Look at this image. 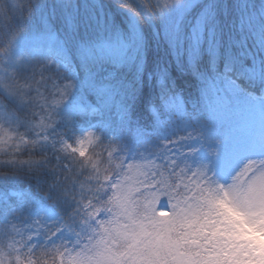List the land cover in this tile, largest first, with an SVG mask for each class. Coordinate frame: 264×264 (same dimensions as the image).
Wrapping results in <instances>:
<instances>
[{
	"label": "snow or ice",
	"instance_id": "obj_1",
	"mask_svg": "<svg viewBox=\"0 0 264 264\" xmlns=\"http://www.w3.org/2000/svg\"><path fill=\"white\" fill-rule=\"evenodd\" d=\"M9 179L0 264H264V0H0Z\"/></svg>",
	"mask_w": 264,
	"mask_h": 264
},
{
	"label": "trees",
	"instance_id": "obj_2",
	"mask_svg": "<svg viewBox=\"0 0 264 264\" xmlns=\"http://www.w3.org/2000/svg\"><path fill=\"white\" fill-rule=\"evenodd\" d=\"M134 49L129 46L124 57L120 61V69L118 77L120 79H129L134 73ZM113 65H107L111 68ZM120 114L117 110L113 109L110 113H107L104 120L101 122L100 127L105 129L106 135L109 138H114L118 143H121L127 149V152L131 156L137 155L138 152L144 151L147 143L148 134L152 129L150 123L145 118L133 119L131 122L122 120L118 116ZM13 191L21 192V195L14 196V200L23 199L26 200L34 195H37L34 190L30 189L27 182L17 179H9L4 182H0V196L4 198L9 197ZM50 209H48L49 212ZM57 208L55 211H60ZM4 215V212L0 211V217Z\"/></svg>",
	"mask_w": 264,
	"mask_h": 264
},
{
	"label": "rangeland",
	"instance_id": "obj_3",
	"mask_svg": "<svg viewBox=\"0 0 264 264\" xmlns=\"http://www.w3.org/2000/svg\"><path fill=\"white\" fill-rule=\"evenodd\" d=\"M75 70V69H74ZM118 116L120 117V119L124 120L123 116L121 114H118ZM16 193V195L20 196L21 195V192H17V191H13ZM0 198H4L3 196H0ZM49 214H54V210L50 209L49 210Z\"/></svg>",
	"mask_w": 264,
	"mask_h": 264
}]
</instances>
